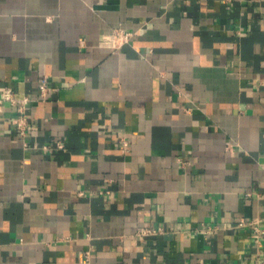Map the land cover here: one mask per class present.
Wrapping results in <instances>:
<instances>
[{
	"label": "crops",
	"instance_id": "1",
	"mask_svg": "<svg viewBox=\"0 0 264 264\" xmlns=\"http://www.w3.org/2000/svg\"><path fill=\"white\" fill-rule=\"evenodd\" d=\"M5 85L0 264L264 262V0H0Z\"/></svg>",
	"mask_w": 264,
	"mask_h": 264
},
{
	"label": "built area",
	"instance_id": "2",
	"mask_svg": "<svg viewBox=\"0 0 264 264\" xmlns=\"http://www.w3.org/2000/svg\"><path fill=\"white\" fill-rule=\"evenodd\" d=\"M134 36V31L126 30L123 27H115L114 29L104 33L99 40V44L111 47L113 49H117L129 43ZM52 89V84L47 77H44L39 81L38 84V91L42 97H46L49 94V91ZM33 100L31 95L24 93L23 95L19 93L17 89L12 87L11 85H5L2 88L0 94V109L4 102H10L14 105L18 110V116L15 118V125L17 130L21 134H25L29 120L27 116V108L30 102ZM123 148L124 150L129 146V140L127 138H122ZM259 219H246L241 218L238 220V226H247L250 225L255 230V236L259 239V234H264V227L259 224ZM162 230V227H149L145 226L142 227L139 232L141 234H150L156 233ZM264 264V262L262 263Z\"/></svg>",
	"mask_w": 264,
	"mask_h": 264
}]
</instances>
